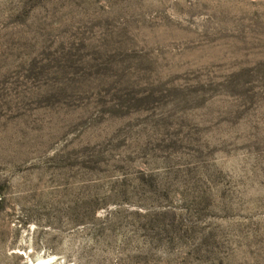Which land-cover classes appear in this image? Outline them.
Listing matches in <instances>:
<instances>
[{"label": "rangeland", "instance_id": "obj_1", "mask_svg": "<svg viewBox=\"0 0 264 264\" xmlns=\"http://www.w3.org/2000/svg\"><path fill=\"white\" fill-rule=\"evenodd\" d=\"M0 264H264V0H0Z\"/></svg>", "mask_w": 264, "mask_h": 264}, {"label": "bare ground", "instance_id": "obj_2", "mask_svg": "<svg viewBox=\"0 0 264 264\" xmlns=\"http://www.w3.org/2000/svg\"><path fill=\"white\" fill-rule=\"evenodd\" d=\"M46 261H47V259H46ZM49 261V260H48ZM44 262V261H43ZM42 263V262H41Z\"/></svg>", "mask_w": 264, "mask_h": 264}]
</instances>
